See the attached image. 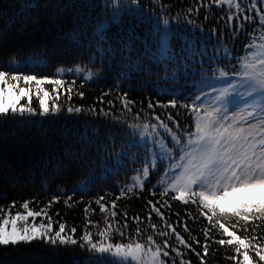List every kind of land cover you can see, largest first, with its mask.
<instances>
[{"label": "trees", "instance_id": "obj_1", "mask_svg": "<svg viewBox=\"0 0 264 264\" xmlns=\"http://www.w3.org/2000/svg\"><path fill=\"white\" fill-rule=\"evenodd\" d=\"M161 3L171 7L162 9L154 0H139L138 5H131L130 0H119L118 5H113L110 0H0V68L6 69L10 62H15L19 64L17 67L22 74L49 78H60L56 76L58 69L80 67L84 72L93 73L91 80L84 81L82 77L65 71L63 79L66 83L58 89V100L57 93L51 91L53 85H43L50 93L49 105L53 102L62 105L58 115L23 118L9 115L6 120H0V194H6V198H0V208L5 209V216L13 202L12 214L24 212L20 205L25 201L29 202L30 210L40 211L56 194L60 199L47 208V216L37 217L36 221L44 220L47 224L50 217L54 222V230L58 228L56 222L65 223L69 234L76 227V237L82 235L83 229L87 227L94 239L98 240V228L107 227L105 214L100 212L94 202L90 204L91 210L87 214L85 207L106 191L114 193L108 198L109 201L115 199L119 188L131 183V177L136 174L145 154L142 148L129 147L127 159H122V166H118L116 161L121 150L132 141L127 128L132 117L127 114L121 116L125 121L121 125L111 115H93L88 111L89 107L95 106L97 111L104 107L106 111L119 116L121 105L115 100L117 90L121 93L128 91V98L136 101L134 112H138L141 107L147 110L150 100L167 104L175 98L169 93L177 91L180 93V103L191 104L197 95L206 98L212 89L218 92L217 87L208 86L221 82L223 88L228 81H234L231 76L219 78V71L225 69L230 72L239 60L249 54L247 42L251 37L246 33L255 28V34L259 36L258 19L251 24L245 22L244 32L238 34L237 38L229 39L230 33L224 22L218 23L219 17L224 14L222 10L213 6L208 12V20H204L205 10H201L193 17L197 26H192L183 20L184 9L192 0H161ZM114 11L121 13L116 19L112 16ZM163 15L168 16L167 27L172 30L167 50L160 47L159 35L156 33L157 28L161 33L165 31L161 21ZM102 22L105 28L98 35V25ZM213 28L216 29L215 33L212 32ZM221 31L225 33L224 36H221ZM253 42L259 43L258 40ZM31 62L30 65L25 64ZM137 65L141 71L135 70ZM20 86L27 85L23 83ZM69 87L73 89L70 100L66 95ZM165 88L169 92L160 91ZM105 91L113 92V95L103 99L114 100L115 108L98 103V98ZM79 92L84 93L83 98L78 95ZM31 100V106L38 109L35 85L31 86ZM19 104L27 106L28 99H22ZM69 104L82 107L84 111L70 114L66 110ZM154 111L165 121L168 114H172L179 122V133L192 130L193 116L190 111L159 107ZM168 123L173 127L170 121ZM113 133L116 134L115 139ZM154 178L155 174L151 175L144 190H137V195L129 194L118 200V208L115 209L118 213L127 212L129 218L141 216L144 220L141 227L147 228L149 234L152 230L147 226L150 207L147 201H161L158 195L149 194ZM89 182L93 185L90 192L81 194L74 191L77 186ZM69 196L72 197L71 206L64 203ZM164 199H168L171 204V211L161 209L168 222L188 239V233L183 231L186 225L201 242L200 245L193 244V247L203 256L205 237L201 229L211 228L215 218L210 222L206 216H200L196 204L191 201L183 204L171 201L169 197ZM108 208L112 210L110 203ZM203 211L210 215L206 209ZM107 219L113 220L110 212ZM115 219L120 225L124 223L122 215ZM152 222L164 229V223L155 213H152ZM234 222L229 220L225 223L227 226ZM127 223L128 233L134 234L136 224L131 219ZM247 226L248 232L237 228L236 235L242 239L247 236L246 243L264 246V240H251L254 234L264 235V220H250ZM116 228L117 225L113 224L114 233ZM229 230L233 229L229 227ZM221 238L229 239L217 225L208 240L211 248L205 257V264H241L245 249L241 248L238 254L234 250L236 245L220 246L212 242ZM112 239L121 241L118 233ZM155 239L162 243L167 238L156 236ZM169 243L176 245L174 235ZM249 254L252 264H264L259 261L255 251L249 250ZM89 256L86 247L53 246L43 240L0 247V264H90L87 262ZM226 256H236L237 259L228 260ZM185 259H189L191 264H200V260L192 253H188ZM95 264L114 263L104 258Z\"/></svg>", "mask_w": 264, "mask_h": 264}, {"label": "snow or ice", "instance_id": "obj_2", "mask_svg": "<svg viewBox=\"0 0 264 264\" xmlns=\"http://www.w3.org/2000/svg\"><path fill=\"white\" fill-rule=\"evenodd\" d=\"M110 2L113 5L119 4V0H110ZM130 3L131 5H138L139 0H130ZM154 3L160 5L162 9L171 7V5L162 4L161 0H154ZM261 5H264V0H248L246 6L244 0H192V3L184 9L183 20L192 26H197L193 17L197 16L201 10H205L204 20L209 19L208 12L213 6L222 10L224 14L219 17L218 23L224 22L230 33L229 39L237 38L238 34L244 32L245 22L251 24L258 19L259 36H256L255 28L252 32L246 33L251 37L247 42L249 54L239 60L238 65H234L230 72L225 69L219 71V78H228L229 76L234 78L233 82L221 88L215 96L219 107L202 109V102L199 104L196 102L201 101V97L198 95L191 104L180 103V93L177 91L169 93L175 98L167 104L154 103L150 100L147 104V110L141 107L138 112H134L136 101L128 98V91L121 93L119 90L115 92V100L119 101L121 105L119 116L106 111L104 107H100L98 111L95 106L89 107L88 111L93 115L104 117L111 115L121 125L125 124V121L120 118L121 116L127 114L132 117V122L127 123L128 135L132 141L121 150V155L116 161L118 166H122V159H127L129 147L142 148L145 154L140 167L136 169V174L131 177V183L120 187L119 194L115 196V199L109 201L108 198L114 193L106 191L95 197L94 201H90L89 205L85 207L84 211L87 214L91 210L90 204L94 202L99 206L100 212L105 214L107 227L98 228L96 233L99 237L98 240L94 239L93 233L87 227L83 229V234L79 237L75 235L77 228L73 227L71 234H69L65 223L56 222L58 228L54 230V222L50 217H48L47 225L40 222L35 225L39 231L33 232L29 217L35 220L36 217L47 216V208L52 207L60 199L58 195L54 194L53 200L40 211L30 210L29 202L25 201L20 205L24 209V213L17 212L13 216L11 212V208L15 205L13 202V205L9 206L5 218V209L0 208V247L43 240L53 246L79 245L81 249L86 247L90 253L87 258V262L90 264H95L97 260L102 261L105 257L113 259L114 264H169V262L170 264H177V260L179 264H191L189 259H185L188 253L194 254L200 260V264H205V257L210 253L211 248L208 240L211 238L212 229L218 225L229 239H214L213 243L220 246L236 245L234 250L238 254H240L241 248L245 249L241 264H252L249 250L255 251L259 261L264 262V246L246 243L248 237L242 239L236 235L235 231L237 228H243L245 232H248L247 225L250 220H264V8L260 7ZM120 15L119 11L112 13L113 19ZM161 21L165 26V31L161 33L157 28L156 33L159 35L160 47L167 50L172 30L167 27L169 25L167 15H163ZM104 28L105 23L102 22L98 25L97 34H102ZM212 32L215 33L216 29L213 28ZM224 35L225 33L221 31V36ZM256 40L259 43L253 42ZM254 48L258 51H251ZM224 58H227V49ZM169 59L171 58L169 57ZM135 70L141 71L142 69L137 65ZM65 71L79 74L84 70L80 67L67 70L58 69L56 76L60 78H49L48 76L38 77L35 74H22L15 62H10L6 69L0 68V85L18 92V101L25 97L28 99L27 106L18 102L13 103L10 107L5 106L3 104L4 87H0V120H6L9 115L12 117L20 116L21 118L37 115L40 117L58 115L62 110V105L55 102L51 106L49 105L50 93L44 89L43 85L46 83L53 85L51 91L57 93L56 99L58 100V89L66 83L63 79ZM213 75H215V70H213ZM92 78L93 73L91 72L83 76L84 81ZM21 80L25 82L26 87L19 86ZM12 81L17 83H12ZM33 82L39 102L38 109L31 106ZM72 83L75 84V81ZM72 91L71 87L66 90L69 100ZM160 91L169 92L166 88ZM78 95L81 98L84 97L83 92H79ZM109 95H113V92H102L98 98V103L107 104L109 108H115L114 100L103 99ZM229 105H236L232 116L227 115L226 109ZM157 107L163 109L181 108L190 111L194 119V130H189L185 134V139L184 136L180 135L179 122L174 119L173 115L168 114L167 121H165L161 115L155 114L154 110ZM66 110L70 114H79L84 111L82 107L71 104ZM149 110L152 112L151 116H149ZM202 111L203 114H201ZM141 113L144 114L143 118ZM169 121L173 127L169 126ZM137 133L139 140L135 139ZM115 135L113 133V139H115ZM168 138L170 141L165 143ZM177 151L180 153L179 162L172 160ZM165 159L169 160L167 169L160 176L158 184L149 189L150 195H158L163 201L162 203L161 201H147V206H150L147 226L152 230L149 234L147 228L141 227L144 223L141 216L129 218L127 212L118 213L115 209L118 208L117 201L122 197H127L129 194L137 195V190L143 191L149 177L159 173L160 165ZM132 162L135 163V159ZM92 187L93 185L89 182L86 185L77 186L74 191L85 194L90 192ZM165 197L183 204H188L191 201V203L196 204L200 216H206L210 222L215 218L211 228L201 229L205 237V242L202 245L203 256L200 251L193 247V244L200 245L201 242L192 235L191 230L186 225L183 231L188 233V239H185L168 222L161 211L162 208L171 211V204L168 199H164ZM0 198H6V194H0ZM71 200V196L65 199V205L71 206ZM109 203L111 211L108 208ZM204 209L210 215H206ZM109 212L113 218L112 221L107 219ZM152 213H155V216L164 223V229L152 222ZM118 215H122L124 218L122 225L115 219ZM188 215L191 216V214ZM192 218L195 219V217ZM128 219L136 224L135 232L131 235L127 231L129 229ZM12 220L16 221L15 233L9 230ZM229 220L235 222L226 226L225 222ZM113 224L117 225L115 233L112 231ZM229 227L233 230L230 231ZM117 233L121 237L120 242L112 239V236ZM173 235L177 242L176 245L169 243ZM156 236L167 239L158 243L155 239ZM145 238L146 242H144ZM125 239L127 242H124ZM251 240H264V235L257 236L254 234ZM180 246L187 252L183 251ZM171 253H175V255L173 256ZM225 258L228 260L237 259L236 256H226Z\"/></svg>", "mask_w": 264, "mask_h": 264}, {"label": "rangeland", "instance_id": "obj_3", "mask_svg": "<svg viewBox=\"0 0 264 264\" xmlns=\"http://www.w3.org/2000/svg\"><path fill=\"white\" fill-rule=\"evenodd\" d=\"M247 3H248V0H244V4L247 5ZM260 7L264 8V5H261ZM252 51H258V49L254 48ZM25 64H29L30 65V64H32V62L31 63H25ZM18 65L19 64H17L16 66H18ZM66 73L70 74V73H74V72L66 71ZM85 74H87V72H84V71H82L79 74L74 73V75L80 76L82 78H83V76ZM230 82L231 81H228L224 87H226L228 85V83H230ZM12 83H17V82L12 81ZM23 83H25L23 80L19 81V86H20V84H23ZM32 85H35L34 82L32 83ZM222 86H223V84L221 82H219L217 84L208 86L207 88H215V87H217V91L219 92V90L222 88ZM0 87H4L3 104L5 106H9L10 107L13 103H17V102L20 103L22 101V99H20L19 101L17 100V97L19 96L18 92H14L12 89H10L7 86L0 85ZM20 87H23V86H20ZM218 92H215V90L212 89V92L207 93V97L206 98L201 97V101H196V102L198 104L202 102V109L203 108H211V107H219V104L215 100V96L218 94ZM23 100H27V97L23 98ZM235 108H236V105H229V107L226 109L227 115H229V116L234 115V109ZM201 114H203V111L201 112ZM192 123H193L192 124V130H194V119H193ZM185 134L186 133H180V135L184 136L185 139H186ZM135 139L139 140L138 133L136 134ZM169 141H170V138H168V140H166L165 143H168ZM149 148H151L150 145H149ZM179 155H180V153L177 151L173 155L172 160H175V161L179 162ZM168 164H169V160L165 159L164 162L160 165L159 173L155 174V178L153 180V186L158 184L159 178H160V176L163 175V172L167 169ZM21 213H24V212H21ZM15 214L16 213H14L12 215L15 216ZM5 218H6V216H5ZM36 218H35V220H33L32 217H29V222L32 225L33 232H38L39 231V229L37 227H35L36 224H38L40 222H43L45 224L44 220L43 221H36ZM45 225H47V224H45ZM9 230L12 231L13 233H15V231H16V221L15 220L11 221V223L9 225ZM105 258L108 259L109 261H111L112 263H114L113 259L108 258V257H105Z\"/></svg>", "mask_w": 264, "mask_h": 264}]
</instances>
